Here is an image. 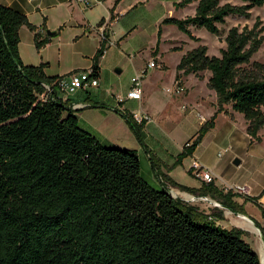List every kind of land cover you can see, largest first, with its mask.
<instances>
[{
  "label": "trees",
  "instance_id": "trees-1",
  "mask_svg": "<svg viewBox=\"0 0 264 264\" xmlns=\"http://www.w3.org/2000/svg\"><path fill=\"white\" fill-rule=\"evenodd\" d=\"M193 2V16L165 18L161 25L176 27L196 43L199 38L190 28L220 36L218 26L226 18H247L252 9L264 7V0H181L174 7ZM23 26L34 33L36 49L49 42L39 39L38 27L26 15L0 4V264H260L240 230L221 227L172 198L167 187L154 188L143 180L135 150L104 147L78 126V110L62 101L54 86L63 77L47 76V63L32 66L20 60ZM254 29L230 28L219 56H209L204 45L181 56L177 86L182 76L203 80L209 73L206 87L216 96V110L184 144L174 166L214 128L217 114H227L225 106L242 115L246 134L261 142L264 74L261 65L251 62L261 45ZM103 50L100 42L90 67L96 78ZM114 112L141 142L144 124ZM216 190L213 183H202L200 191L206 192L200 195ZM247 199L258 204L257 198Z\"/></svg>",
  "mask_w": 264,
  "mask_h": 264
},
{
  "label": "rangeland",
  "instance_id": "rangeland-1",
  "mask_svg": "<svg viewBox=\"0 0 264 264\" xmlns=\"http://www.w3.org/2000/svg\"><path fill=\"white\" fill-rule=\"evenodd\" d=\"M180 1L135 0L130 8L127 7L128 1H126L119 12L123 18L117 28L129 25L128 30L132 31V34H126L120 39V49L111 48L102 67L101 87L91 90L98 94V97L91 98V102L98 106H101L102 102L107 108L112 105L118 107L115 98H125L131 85L133 68L140 70L146 64L150 51H153L156 46L158 31H161L159 53L163 62L158 61L151 52L149 61H153L156 67L148 71L142 79L143 90L147 94L146 99L143 95L140 102L124 101L121 106L134 112L142 111L141 108L144 107L148 109L151 117L149 129L153 136L152 141L158 142L157 150L153 149L152 152L154 155H158L159 150L166 149L169 154V158L166 160L170 159L171 166L176 163L184 144L200 129L198 115L207 117L211 110L210 107L213 106L210 104L213 92L205 86L209 73H203V80H197L193 75L187 77L185 82L189 89L187 96L181 91L179 94L175 93V88L178 86L173 84V78L180 56L199 45L207 47L209 56H219V50L224 48L223 40L230 28L252 30L255 27L253 32L257 39H261V45L252 55L251 62L261 65L264 74V7L252 9L247 18H226L225 24L218 26L220 36L212 35L204 29L190 28L191 35L199 38V42L196 43L179 32L176 27L168 24L161 25L165 18L183 19L194 15L196 2L185 8L175 9L174 4ZM223 3L224 1H221V4ZM230 3L239 4L234 1ZM73 33L72 29L63 30L60 33L58 36L60 47L57 52L60 58L50 64V72H58L62 77H67L72 72L88 70L86 67L89 57L80 55L76 50L72 41ZM173 48H179L180 51L173 52ZM88 50L89 52L92 50L91 45ZM197 98L204 101L195 108L194 103ZM144 102L145 104H143ZM98 109L88 112L85 115L86 118L80 117L78 126L92 133L104 147L136 150L140 161L141 178L154 188H159L153 179L144 151H140L139 144L131 134H127L119 127H111L110 125H113L111 120H105L100 124L101 133L99 131L95 133L87 127L85 123L88 122L97 124L95 115L99 114ZM225 109L227 114L218 116L214 129L203 138L201 145L197 146L191 155L185 156L180 164L173 167H177L174 173L177 180L183 183L186 188L198 187L200 182L194 173H189L192 163L198 161V157L202 158L207 165H215V171L228 184H241L250 179L247 184L254 188L253 180L257 179V182L264 180V127L259 132L261 142H256L257 146L253 147L254 149L247 150L249 146L238 143L239 136L245 133L242 132L245 120L242 115L233 113L229 106H225ZM155 144L157 143H154V146ZM218 153H221L220 158H218ZM236 161L240 163L237 165ZM250 207L255 211H261L259 203L250 201ZM261 259L264 261L263 256Z\"/></svg>",
  "mask_w": 264,
  "mask_h": 264
},
{
  "label": "crops",
  "instance_id": "crops-1",
  "mask_svg": "<svg viewBox=\"0 0 264 264\" xmlns=\"http://www.w3.org/2000/svg\"><path fill=\"white\" fill-rule=\"evenodd\" d=\"M126 1H128V8H130L133 3H135V0H91L90 6L88 8H84L82 5L70 2L69 0H0V4L10 7L26 15L28 21L33 26L38 27L37 32L40 40L49 38V42L47 44L42 46L40 49H36L34 33L30 32L24 26L21 27L19 30L18 55L24 65L37 66L41 63H47L48 66L45 73L50 77H62L58 72H50V64L60 58L59 53H57L60 47L58 36L63 30H74L72 40L73 45L76 47V50L79 51L80 55H83L87 58L89 57V63L86 68L90 69L93 57L101 42L100 31L103 29L107 36L108 42L104 45V47L106 48L104 55L99 59V86L97 88L79 89L71 95H66L61 91H57L58 96L62 99V101H67L68 106H70L73 110H78L76 113L78 120H80V117L86 118L85 115L88 112L97 110V108H99V114L95 115V121H97V124L90 122L85 123L87 127H89V129H91L95 133H97V131L101 133V123H103L105 120H111L113 123V125H110L111 127H119L127 134H131L139 144L141 149L140 151H144L145 156L150 164L153 179L159 186L163 185L167 187L168 190H173L179 193L182 197H185L186 194L198 197V202L184 203L196 208L198 212L209 215L210 218L214 219L216 223L223 228H235L240 230L243 233V239L254 249L261 261V256L264 257V195L262 194V191L264 190V180H259L258 182L256 181L257 179L253 180L254 188L247 184L250 179L241 184L238 183L237 185H245L249 188L248 196L233 194L230 192L228 194V192L224 189L219 181L213 183V187L217 189L216 191L218 192V194L214 195L206 193L205 195H200L202 194V192H206L200 191L202 189L201 182H199L198 187L192 188L196 191L198 190L196 194H189L188 192L180 189V187L186 188V186L179 180H177L174 174L177 167L173 168L175 166H171L170 159L166 160L167 158H169L168 151L163 148L162 150H159V156L153 154V149L157 150L156 147L158 146V142L152 141L153 136L150 134L149 124H144V126L141 127L140 142L134 135L133 131L129 128L127 122L121 116L116 114L114 110H123V114H126L127 118L129 119H131L130 115L136 112L124 109L123 106H121L122 104L118 103H116L118 104V107H116L117 105H112L107 108V106L102 104V102L101 106H98L97 104L91 102V98L93 96L98 97V94L93 93V91L91 90L99 89L101 87L103 71L102 67L108 58L109 51L113 47L120 49V39H122L126 34H132V31L128 30L130 27L129 25H125L122 28H117L122 22L123 18V16L119 15V12H121L120 10L122 8V5ZM194 5L196 6V3ZM102 19L103 23L100 26H97ZM46 31L55 32V35L47 37ZM161 39L162 37L160 38V40ZM89 45L92 46V50L90 52L88 50ZM153 51L151 50L150 54ZM150 54L146 64L140 70L133 68V76L131 77V79L136 75H140L143 73L144 76H146L148 71L153 70L147 69V64L148 62H150ZM155 58L158 61L163 62V60H161L159 50ZM180 58L181 56L178 58V63ZM187 77L188 76L181 77V79L179 80L180 86L178 87L180 91L183 92V94L186 96L188 95L189 91L185 84ZM174 78L173 84H176ZM143 95L146 99L147 94L144 90L142 91V97ZM201 98H197L196 103H194L195 108L198 107L199 103L204 101L200 100ZM210 98V104H212L213 106L210 107L208 105L211 108L210 113L207 117H202L203 120H201V122L199 119V125H202L203 122L207 121L215 113L216 96L214 92ZM143 104H145V102ZM141 109L142 112L149 115L148 109L146 107ZM220 114H217L216 119ZM198 116L201 117L200 114ZM245 128L246 124L244 121V129L242 130L243 133L245 132ZM85 130L88 131L87 129ZM212 130H210L209 132H211ZM209 132H207L205 136ZM238 140L239 144L249 146L247 150H251L253 147L255 148V146H257L256 142L252 141L251 138L246 134V132L244 133V135H240ZM202 141L198 146L201 145ZM154 143L157 144H155L154 146ZM258 159L260 160V158ZM198 162L204 165L206 168L210 169L216 176L222 179L215 171V165H207L205 161L200 157H198ZM247 198H257V202L260 205L261 211H255V209H252L250 207V200H248ZM226 203L232 205L235 210L226 206Z\"/></svg>",
  "mask_w": 264,
  "mask_h": 264
},
{
  "label": "built area",
  "instance_id": "built-area-1",
  "mask_svg": "<svg viewBox=\"0 0 264 264\" xmlns=\"http://www.w3.org/2000/svg\"><path fill=\"white\" fill-rule=\"evenodd\" d=\"M69 1L82 5L84 8H88L91 3L90 2L91 0H69ZM100 32H101L100 34L101 42H104L105 45L108 42L107 36L103 29ZM105 51L106 48L104 47L103 55ZM155 67L156 66L153 61L148 62L147 69H154ZM143 76L144 73L140 75H136L131 79V85L125 98L124 99L120 97L116 98L118 104H122L125 100L139 101V102L141 101L142 91H143V86H142ZM54 86L56 88V91H61L66 95H71L79 89L97 88L99 86V81L98 78L92 76V70L88 69L87 71H82V72H72L67 77H63L62 79L57 80L54 83ZM45 88L47 91L52 92V89L49 86H45ZM175 93L176 94L180 93V89L178 87H176ZM117 110L123 113V110H119V109ZM130 118L136 125L151 123V117L142 111L132 113L130 115ZM200 120H203V118L200 117ZM220 157H221V153H218V158ZM190 170L191 173H194V175L198 178V180L203 184H212L216 181H219L227 192L233 194H239L243 196L249 195V188L247 186L237 185V184L231 185L226 183L218 176H216L210 169L206 168L198 161H194L192 163ZM169 194L172 198L179 199L183 202H198L199 199L196 196H192L188 194H186L185 197H182L179 193L173 190H169Z\"/></svg>",
  "mask_w": 264,
  "mask_h": 264
},
{
  "label": "water",
  "instance_id": "water-1",
  "mask_svg": "<svg viewBox=\"0 0 264 264\" xmlns=\"http://www.w3.org/2000/svg\"><path fill=\"white\" fill-rule=\"evenodd\" d=\"M54 35H55V32L46 31V36L47 37H51V36H54ZM118 72H120V71H118ZM238 163H239L238 161L235 162V164H237V165H238ZM260 264H261V261H260Z\"/></svg>",
  "mask_w": 264,
  "mask_h": 264
},
{
  "label": "bare ground",
  "instance_id": "bare-ground-1",
  "mask_svg": "<svg viewBox=\"0 0 264 264\" xmlns=\"http://www.w3.org/2000/svg\"><path fill=\"white\" fill-rule=\"evenodd\" d=\"M248 225V224H247ZM263 259H264V257H263ZM262 260V259H261ZM261 264H264V261H261Z\"/></svg>",
  "mask_w": 264,
  "mask_h": 264
}]
</instances>
